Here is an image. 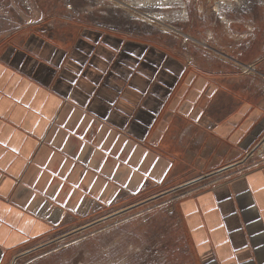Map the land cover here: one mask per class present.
Here are the masks:
<instances>
[{
	"label": "crops",
	"instance_id": "1",
	"mask_svg": "<svg viewBox=\"0 0 264 264\" xmlns=\"http://www.w3.org/2000/svg\"><path fill=\"white\" fill-rule=\"evenodd\" d=\"M241 37L195 61L90 26L1 47L0 264L122 198L177 192L199 264H264V164L242 163L264 134V37Z\"/></svg>",
	"mask_w": 264,
	"mask_h": 264
},
{
	"label": "rangeland",
	"instance_id": "2",
	"mask_svg": "<svg viewBox=\"0 0 264 264\" xmlns=\"http://www.w3.org/2000/svg\"><path fill=\"white\" fill-rule=\"evenodd\" d=\"M82 26L153 39L195 61L242 34L262 40L264 0H0V48L22 47L33 33L66 42ZM182 195L132 207L125 206L144 198H122L124 208L120 202L58 227L8 264H199L178 206Z\"/></svg>",
	"mask_w": 264,
	"mask_h": 264
},
{
	"label": "built area",
	"instance_id": "3",
	"mask_svg": "<svg viewBox=\"0 0 264 264\" xmlns=\"http://www.w3.org/2000/svg\"><path fill=\"white\" fill-rule=\"evenodd\" d=\"M242 163L251 167L264 164V134L256 144L247 151Z\"/></svg>",
	"mask_w": 264,
	"mask_h": 264
}]
</instances>
